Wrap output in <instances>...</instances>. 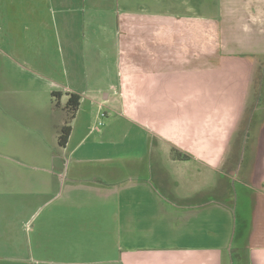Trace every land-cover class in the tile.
<instances>
[{"label": "crops", "instance_id": "obj_1", "mask_svg": "<svg viewBox=\"0 0 264 264\" xmlns=\"http://www.w3.org/2000/svg\"><path fill=\"white\" fill-rule=\"evenodd\" d=\"M22 1L35 10L43 1L55 5L56 42L85 61L80 73L66 70V79L98 73L99 79H119V90L126 79L134 91L127 134L141 132L150 149V156L125 162L84 158L81 146L92 130L80 133L76 118L66 145L59 147L65 105L69 95L78 96L70 84H56L61 91L51 93L55 101L49 118L40 121L44 124L27 125L20 113L26 123L20 131L26 128L35 136L20 138L21 144L51 153L75 145L67 161L45 156L31 162L33 175L20 172L21 187L54 190L48 204L39 202L41 192L37 204L13 210L20 212V239L32 244L22 264H136L139 259L151 264V254L160 264H264V112L258 109L264 95L253 85L264 68V0H115L110 28L93 21L102 16L106 0ZM19 5L20 0H0L4 26L20 18ZM85 8L86 17H80ZM93 35L98 38L94 46ZM95 46L102 61L89 67ZM106 55L112 62H104ZM230 79H243L234 96L228 91ZM173 81L182 89L169 91ZM142 93L150 101L144 117L135 108ZM89 97L97 106L95 120L98 114L106 117L103 102ZM93 144L87 148L96 149ZM157 146L168 153L155 157ZM173 149L189 159L173 157ZM234 181L240 186L239 203ZM28 188L23 189L30 194ZM43 214L31 231L30 221ZM12 226L6 228L15 239Z\"/></svg>", "mask_w": 264, "mask_h": 264}, {"label": "rangeland", "instance_id": "obj_2", "mask_svg": "<svg viewBox=\"0 0 264 264\" xmlns=\"http://www.w3.org/2000/svg\"><path fill=\"white\" fill-rule=\"evenodd\" d=\"M21 1L19 5L20 18L15 21H6V26H4V22L0 21V264L24 263L23 258L28 260L27 251L32 245L26 243L28 239H20V212H13V210L20 209V204L22 203L37 204L36 197L41 192V200L39 202H47L48 204L54 191L52 189L42 190L37 185H33L31 188L21 187L20 172L28 171L29 175H33V169H29V167L34 166L31 162L45 161V156L50 158L52 155H57L63 161H67L75 146L73 143H70L67 148L60 151L58 148L53 149L54 151L51 153L46 147L41 146V148L36 149L20 143V138H26V140L28 138L35 139V136L28 129L23 128L20 131V124L23 126L26 124L23 120V123L20 122V113L25 115L23 119L30 121L27 125L33 123L34 125L44 124L40 121L44 119L45 115H48L49 118L51 104H54L55 101L54 97H51V93H53V90L61 91L60 85L56 86V84H70L74 90H77V94L81 98V106L76 116L75 125L79 127L80 133L85 131L87 127L92 130L91 134L85 138V143L81 146L83 148H81L82 151L85 149L82 153L86 155L84 158L98 157L100 159H107L114 157L122 159L125 162L128 161L125 159H132L134 157L143 158L145 155L150 156V149L143 143L141 132L134 130L132 134H127L129 133L128 128L130 126L127 122L129 121L128 107L132 101L134 102L131 97V93L134 91L132 92L128 85L124 83L126 79H123L124 88L121 87V90H119V79H99L101 75L98 73H91L89 75L85 71V77H83L85 79H80V77L77 79H66V70L71 73L74 71L80 73L85 61L83 55H79V52L77 54L73 50H68L65 53V49L62 50V47L56 42L53 31L54 25L55 23L57 24L58 20L57 13L54 11L55 5L50 1H43L37 6L41 8L35 10V7L31 8L27 3L22 4L23 1ZM109 2L110 5H108ZM134 4L139 6L141 3L137 1ZM70 6L73 10L74 2ZM77 6L80 7L81 5L77 3L75 7ZM103 6H105V10H101L102 16H95L97 20L92 19L94 23L95 21L100 24L103 23L106 28H110L114 19L113 10H115L116 2L115 0H106ZM17 9L18 7L15 8V10ZM169 9H171V6ZM32 10L39 11L40 16L34 15ZM11 12L13 13V10H10V14H12ZM84 12H86V8L81 10L80 17H86ZM90 13L91 11L89 10L88 15ZM10 24L11 28H9ZM95 27L96 25L92 28ZM12 33H15V35L12 36ZM81 34L82 32L79 33L78 37H73V40L76 41L77 38H81ZM96 39L98 41V38L93 35L90 44L94 46L92 42H96ZM82 42L86 43L85 41ZM109 46L106 41V51H108ZM96 51L97 48L95 46L94 54L96 55L90 57L89 67H92V62L96 61L94 66H97V62L100 63L102 61L97 58L98 54ZM68 57H72L70 63ZM105 61L107 64L112 62L111 56L106 55ZM66 63H68V67ZM259 76L260 79H258V82L257 79L254 80L253 85L264 95V68L259 72ZM240 81L243 82V79H230L228 91H231L230 93L232 94L233 92L237 93ZM167 86L169 91L182 89L180 84L175 81L167 84ZM139 89L144 90V85H141ZM223 90L224 87H221L220 91ZM216 91L219 92V90ZM143 94L140 96L142 98L141 104L139 101L134 106L136 110L140 109L144 117L146 108L150 113L148 107L150 101ZM92 95H95L98 100L103 102L104 106L101 108V113L106 114V117L103 115L99 116L98 114V119L95 120L97 106L89 102V96ZM118 95L122 108L119 105ZM116 99H118L117 102ZM259 99L258 109L264 112L261 95ZM255 116L256 119L259 117L257 113ZM95 142L96 149L87 148L91 144L94 145L93 143ZM40 143L38 142V144ZM168 150L165 146H157L154 150V156H164L168 153ZM174 150L177 151V149H173L172 152ZM72 164L75 163L72 162ZM92 168L97 169L96 166H92ZM122 171V175L124 173L127 174L123 169ZM35 175L37 176L38 174ZM36 176L34 179L37 178ZM27 177L28 175H26ZM65 178V176H62V183L66 182ZM124 179L127 178L122 177V180ZM232 184L234 195L236 192L239 203V198H241V192H239L240 186L235 181L231 182ZM23 188H28L27 190L30 191L31 195L27 194V191ZM32 199L36 200L32 201ZM242 203L244 205V202L240 204ZM44 216L45 214L30 221L32 225L31 231L43 220ZM11 224L13 226L9 230L15 229L17 233L15 239H12L10 237L11 233L8 235L7 232L8 228L6 226H11ZM24 236H27V232ZM24 247L25 249H23ZM152 256L153 254L150 255L148 262L160 264L159 259ZM29 261L32 263L39 262V260ZM140 262L139 259L136 264Z\"/></svg>", "mask_w": 264, "mask_h": 264}, {"label": "trees", "instance_id": "obj_3", "mask_svg": "<svg viewBox=\"0 0 264 264\" xmlns=\"http://www.w3.org/2000/svg\"><path fill=\"white\" fill-rule=\"evenodd\" d=\"M55 96L56 95H53L52 97ZM79 107H80V98L75 95H69L68 101L65 105V112L67 117L66 124L62 127L58 137L59 147H64L66 145L71 132L70 124L75 120ZM172 153H173L172 156L177 158L178 160L185 161L189 159L188 155L179 153L175 150Z\"/></svg>", "mask_w": 264, "mask_h": 264}, {"label": "water", "instance_id": "obj_4", "mask_svg": "<svg viewBox=\"0 0 264 264\" xmlns=\"http://www.w3.org/2000/svg\"><path fill=\"white\" fill-rule=\"evenodd\" d=\"M105 98H106V96H105Z\"/></svg>", "mask_w": 264, "mask_h": 264}]
</instances>
